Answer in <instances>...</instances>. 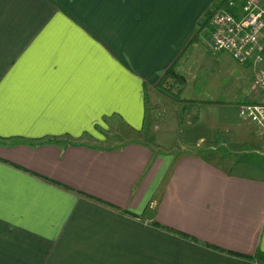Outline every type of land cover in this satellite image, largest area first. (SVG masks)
Returning <instances> with one entry per match:
<instances>
[{
	"label": "crops",
	"instance_id": "1",
	"mask_svg": "<svg viewBox=\"0 0 264 264\" xmlns=\"http://www.w3.org/2000/svg\"><path fill=\"white\" fill-rule=\"evenodd\" d=\"M220 2L0 0V264H264L263 134L226 163L105 144L188 50L232 56L198 28Z\"/></svg>",
	"mask_w": 264,
	"mask_h": 264
},
{
	"label": "rangeland",
	"instance_id": "2",
	"mask_svg": "<svg viewBox=\"0 0 264 264\" xmlns=\"http://www.w3.org/2000/svg\"><path fill=\"white\" fill-rule=\"evenodd\" d=\"M206 25L199 23L198 28ZM262 41L264 43V35ZM211 44L208 42L207 47L212 48ZM189 55L190 50L184 55L187 62L182 68L173 67L176 74L164 75L149 91L150 114L142 134L111 121L106 131L107 146H118L139 137L158 154L174 151L180 156L200 154L210 148L240 150L239 145L259 144L255 135L260 138L259 134L263 133L249 118L241 116L239 110L241 105L261 99L254 83L261 64L239 63L225 52L210 54L212 59L204 54L190 58ZM183 106L187 108L185 111ZM181 119L187 126L181 124ZM191 125L199 130L191 131ZM194 132L198 133V138L192 137Z\"/></svg>",
	"mask_w": 264,
	"mask_h": 264
},
{
	"label": "built area",
	"instance_id": "3",
	"mask_svg": "<svg viewBox=\"0 0 264 264\" xmlns=\"http://www.w3.org/2000/svg\"><path fill=\"white\" fill-rule=\"evenodd\" d=\"M210 25L214 51H227L239 63L261 64L254 80L261 99L241 105L239 111L264 134V0H242L238 7L236 0H228L213 13Z\"/></svg>",
	"mask_w": 264,
	"mask_h": 264
},
{
	"label": "trees",
	"instance_id": "4",
	"mask_svg": "<svg viewBox=\"0 0 264 264\" xmlns=\"http://www.w3.org/2000/svg\"><path fill=\"white\" fill-rule=\"evenodd\" d=\"M239 1V0H238ZM228 2V0H221V2H220V6H218V8H220V7H222V6H225V3H227ZM228 9L230 10V11H232V12H234L235 13V10L234 9H231V8H229L228 7ZM217 9H211L210 11H208L207 12V18L205 19V20H203V23H205V24H208V22H209V19H210V17L212 16V14L216 11ZM204 21H206V22H204ZM174 74H176L175 72H174V69H173V67H171V68H169L166 72H165V77H168V76H171V75H174ZM181 124H185L184 123V121H181ZM129 129H131L132 131H134V132H136V133H140V134H142V131L143 130H136V129H133L132 127L130 128L129 127ZM139 138V137H138ZM138 138H134V139H130V140H128L127 142H129V141H136V142H141L140 141V139H138ZM57 141H59L60 139L59 138H57L56 139ZM46 142H51V140H48V141H46ZM42 143H45V141H39V142H33V143H30L31 145H37V144H42ZM239 147H241V145H239ZM254 147V146H253ZM249 148V147H248ZM218 150V151H217ZM254 149L251 147V150L248 152V153H241V154H239V156H241V157H244V156H246L247 154H249L250 156H252L253 158L252 159H254V158H258L260 155L257 153V152H255V151H253ZM232 150H229V149H225V148H223V147H221V148H210V149H204L203 150V152H201L200 154H203L204 156H206V157H208V158H213V159H215L216 158V153H218L220 156H221V154L223 153L224 155H223V157H221L222 159H221V162H223V163H226V160L227 159H231V157L233 156V158L234 159H231V160H235V159H237V150H234V153L233 152H231ZM259 155V156H258ZM181 156V155H180ZM236 161V160H235ZM223 166V165H222ZM224 166H226V165H224ZM231 166V170L232 171H235V169H238V167L240 166V165H230ZM263 167H264V165H262ZM250 169L252 168V165H251V167L250 166H248ZM258 256H260L259 258H264V257H262V255L260 254H258Z\"/></svg>",
	"mask_w": 264,
	"mask_h": 264
}]
</instances>
